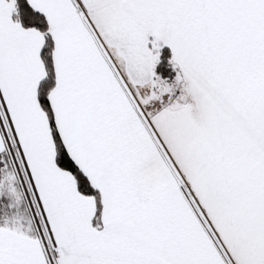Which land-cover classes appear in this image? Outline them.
<instances>
[{
  "label": "snow or ice",
  "instance_id": "6c2138e0",
  "mask_svg": "<svg viewBox=\"0 0 264 264\" xmlns=\"http://www.w3.org/2000/svg\"><path fill=\"white\" fill-rule=\"evenodd\" d=\"M0 264H264V0H0Z\"/></svg>",
  "mask_w": 264,
  "mask_h": 264
}]
</instances>
